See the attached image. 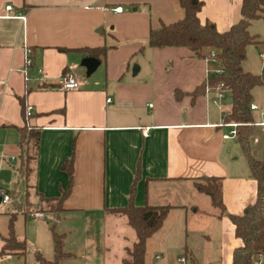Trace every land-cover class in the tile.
<instances>
[{
	"label": "crops",
	"instance_id": "obj_1",
	"mask_svg": "<svg viewBox=\"0 0 264 264\" xmlns=\"http://www.w3.org/2000/svg\"><path fill=\"white\" fill-rule=\"evenodd\" d=\"M201 1L200 23L210 22L220 33L240 19L241 0ZM9 5L12 10L6 11ZM182 17L177 0H0V182L8 180L13 191L30 199V207L41 209L42 199L57 198L67 188L63 164L73 157L72 187L60 215L71 222L81 218L85 231L75 239L72 230L62 232L71 256L60 264L74 256L82 264L122 263V256L109 258L111 248L126 255L131 245L115 243L124 233L111 229L118 228V218L121 227L128 224L105 209L127 206L136 175L134 205L171 206L146 241L144 263L153 251L158 260L181 250L183 257L176 260L183 258L182 264L187 257L194 264H230L241 245L231 221L193 186L200 177L221 178L222 203L230 215H241L256 197V182L230 135L232 123L224 120L231 109L229 92L220 98L209 86L221 66L185 47H147L150 28ZM248 32L258 42L246 47L241 68L258 75L264 66V18L252 21ZM94 49L104 54L88 56ZM85 58L98 61L88 76L81 64ZM66 74L79 82L77 89H61ZM200 87L204 91L193 96ZM20 100L32 108L26 123ZM250 105V112L258 110ZM26 124L39 129L27 180L18 171V129ZM252 128L250 153L264 161L262 109ZM197 242L204 248L201 255Z\"/></svg>",
	"mask_w": 264,
	"mask_h": 264
},
{
	"label": "trees",
	"instance_id": "obj_2",
	"mask_svg": "<svg viewBox=\"0 0 264 264\" xmlns=\"http://www.w3.org/2000/svg\"><path fill=\"white\" fill-rule=\"evenodd\" d=\"M183 10L182 19L170 23H160L157 28H150L147 38V47L163 49L168 47H185L198 58L209 56L213 53L219 62L224 74L209 79V86L215 88L221 82V88L229 92L231 99L230 112L224 117L227 123H235V136L246 159L252 178L256 182L255 201L244 208L241 215H230L222 203L221 182L219 177H200L193 181V186L198 193L208 196L211 205L218 210L219 216H226L234 225V235L241 241V245L232 252L230 264H264V161L255 160L249 149L248 135L250 134L253 120L250 114V92L256 86H264V66L261 73L253 75L246 73L241 68V63L246 57V47L257 43V37L248 32L250 23L259 18H264V0H241L240 19L226 32H218L210 22L201 24L198 13L202 7L201 0H177ZM88 56L97 58L104 54V49L87 51ZM204 87L193 92V96L202 93ZM21 115L26 123V105L20 100ZM20 150V178L28 179L33 169L30 163L36 160L39 142V129L24 127L18 129ZM70 157L63 164L68 176L67 188L60 196L51 199H42L46 206L38 211L54 213L56 219L62 212V202L68 197L72 187L73 170ZM131 185L127 206L122 208L105 209L111 215L124 217L128 226L135 233V240L129 248L125 249L126 257L123 264H144L146 241L162 226L171 206H136L133 203L135 182ZM15 196L18 194L15 191ZM16 206V205H15ZM13 219L8 222V232L0 236L2 242L0 256L17 254L23 255L26 250L25 239L16 237L13 231ZM53 239V257L46 260L36 253L38 264H60L71 254L63 250L64 235L57 234L51 227Z\"/></svg>",
	"mask_w": 264,
	"mask_h": 264
},
{
	"label": "rangeland",
	"instance_id": "obj_3",
	"mask_svg": "<svg viewBox=\"0 0 264 264\" xmlns=\"http://www.w3.org/2000/svg\"><path fill=\"white\" fill-rule=\"evenodd\" d=\"M250 103H253L257 106L258 110L256 112H250L252 120H256L259 117L260 110L264 111V86H256L252 88L250 92ZM253 128H251V131ZM14 188L12 187V183L8 180L3 179L0 182V191L6 192L9 197L8 203L0 202V236H4L8 232V222L11 216L13 219V231L16 237L24 238L26 244V250L23 255L10 254L9 256L2 255L0 256V264H38L36 260V253H39L46 260H51L53 254V239L51 227L57 234H63L62 232H67V230H72V235L70 239H75L80 236L84 231V224L82 219H76L71 222L73 219H64L63 216L60 215V222L56 224V220L50 213H45L44 218H35L31 215V211L33 210V206L30 207L33 203L30 201L28 197L23 195L21 197V193L15 196L13 192ZM21 197V198H20ZM16 205V206H15ZM55 216V215H54ZM118 228L123 223L121 218H118ZM113 228L111 232L121 230L124 235L120 238V240H115V243L119 244L121 241V245L124 243L126 246H130L131 243L135 240V233L129 226L123 224V226L118 229ZM69 237V236H68ZM64 238H63V250L64 249ZM203 242V241H202ZM1 240H0V249H1ZM204 243V242H203ZM197 252L198 255L203 253L204 248L202 249V243L197 242ZM114 248V249H113ZM120 250V248H119ZM117 247H112L109 258L112 259L113 256H122V258L126 257L125 254H122V251H119ZM155 253L152 252L145 259L144 264H182L180 260H176L178 257H183V254L180 251H171L169 255H160L159 259L154 258ZM64 264H82V261L77 257H73L69 262ZM123 264V263H120ZM187 264H194L187 257ZM216 264V263H213Z\"/></svg>",
	"mask_w": 264,
	"mask_h": 264
},
{
	"label": "built area",
	"instance_id": "obj_4",
	"mask_svg": "<svg viewBox=\"0 0 264 264\" xmlns=\"http://www.w3.org/2000/svg\"><path fill=\"white\" fill-rule=\"evenodd\" d=\"M5 10L6 11H11L12 10V7L9 5V6H6L5 7ZM121 11V8H116L114 9V12H120ZM22 19H24V17H21ZM210 57L213 58V60L217 61L213 55V53H210ZM261 58H264V54L262 53L261 54ZM24 65L27 67V66H30L31 65V59H30V49H25L24 51ZM217 75H221V74H224V71L222 68L218 69L217 72H216ZM60 86H61V89L62 90H66V91H70V90H75L78 88L79 86V82L70 74H66L60 81ZM222 86V83L219 82L216 87H215V90L217 91L218 93V96L220 98H224V95H225V90H223L221 88ZM109 101V100H108ZM250 109L253 110L255 109V106L254 105H250ZM31 112H32V108L30 106H27L26 107V114L27 116L29 117L31 115ZM229 126H231L233 128V130L230 132V135L232 136H235V127H236V124L235 123H232V124H227ZM0 197H1V202L3 203H8L9 202V197L7 196V194L4 192V191H0ZM31 215L35 218H42L44 215L42 212L38 211L37 209H33L31 211ZM180 262H184V259L181 258L180 259Z\"/></svg>",
	"mask_w": 264,
	"mask_h": 264
},
{
	"label": "water",
	"instance_id": "obj_5",
	"mask_svg": "<svg viewBox=\"0 0 264 264\" xmlns=\"http://www.w3.org/2000/svg\"><path fill=\"white\" fill-rule=\"evenodd\" d=\"M82 66H84L86 68V75H90V73H92L95 68L98 65V61L94 58H85L82 60ZM231 102V99H229V103ZM1 200V197H0Z\"/></svg>",
	"mask_w": 264,
	"mask_h": 264
}]
</instances>
